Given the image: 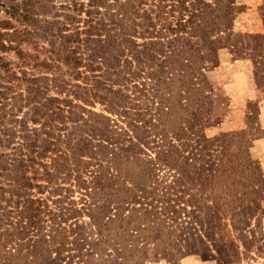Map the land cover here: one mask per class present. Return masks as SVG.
<instances>
[{
    "label": "trees",
    "instance_id": "trees-1",
    "mask_svg": "<svg viewBox=\"0 0 264 264\" xmlns=\"http://www.w3.org/2000/svg\"><path fill=\"white\" fill-rule=\"evenodd\" d=\"M60 3L57 8L56 0H0V12L5 14L0 18V52L16 54L22 71L21 76L15 74L19 88L55 94L44 97L45 113L35 108L18 121L19 137L0 134V264L9 263L11 250L17 252L12 246L26 239L28 243L18 247L32 249L29 254L41 250L49 254L48 249L56 246L61 254L69 230L75 234L86 230L84 225L67 223L84 215L100 245L113 240L105 234L117 220L125 224V235L131 225L143 224L154 202L171 205L170 197H175L178 210H184L179 204L200 209L202 195L195 192L185 200V194L191 191L188 183L203 174L211 177V192L222 195L210 198L215 203L207 207L210 211L228 208L236 215L242 212L247 220L256 212L264 216V198L249 197L264 190V174L248 153L251 144L237 138L241 133L213 139L200 135L210 126L205 124L208 111L203 102L212 98L209 73L220 67L221 50L249 59L258 85L264 86V33L235 31L245 6H238L237 0ZM4 61L0 56V67L10 73L9 62ZM191 92L193 98H185ZM140 100L155 109L132 114L129 110L136 111ZM97 104L112 119L86 109ZM42 118L49 131L29 128L41 124ZM65 121L73 124L72 134L54 133ZM233 140L238 141L237 153L230 152ZM146 150L155 152L156 158ZM119 151L125 152L123 158ZM142 154L145 161L138 158ZM119 159L146 163L143 174L128 180L130 187L127 182L116 187L112 166ZM167 168L176 173L170 184L159 180L158 173ZM163 183L166 187L161 189ZM75 188L82 191L80 202L65 206L64 194ZM49 189V197H39ZM111 191L120 194L114 198ZM223 200L225 207L219 204ZM113 204L121 208L114 217ZM171 212L176 213V207Z\"/></svg>",
    "mask_w": 264,
    "mask_h": 264
},
{
    "label": "rangeland",
    "instance_id": "rangeland-1",
    "mask_svg": "<svg viewBox=\"0 0 264 264\" xmlns=\"http://www.w3.org/2000/svg\"><path fill=\"white\" fill-rule=\"evenodd\" d=\"M56 1L57 8H59L62 0ZM237 2L238 6H245V9L236 20L235 31L252 35L263 34L264 0H237ZM4 16V11L0 12V18ZM44 18L47 19V17ZM48 20L52 19L48 18ZM139 42L142 40L139 39ZM0 56L9 62L11 70L8 73L7 67L4 69L0 67V134L3 136L14 134L19 137L22 128L18 121H21L27 114L31 115L35 108L41 111V115L45 113L42 112V109L45 108L42 105L46 103L44 97L48 95L36 94L33 90H26L25 87H20V89L18 82L15 81V74L21 76L20 72H22L18 68L19 60L16 54L0 52ZM219 59L220 67L209 73V83L214 87L212 98L206 104L203 102L205 111H208L205 114L207 117L205 124H210V126L204 128L203 135H200L206 139H213L226 133H241L242 135L240 134L237 138L244 145L251 144L252 147L248 153L252 160L258 162L264 174V86L258 85L254 75L255 67L249 59H238L229 49L221 50ZM0 64L2 65L1 62ZM26 70L28 74L32 73L30 69ZM20 93L23 94L21 99L18 97ZM49 96L52 97L55 94L51 92ZM184 96L193 98L194 93H185ZM73 101L74 104L79 103ZM183 103H186V100ZM148 104L145 100L137 101L136 111H129L135 114L138 110L143 112L147 108H153L152 105L148 107ZM59 107L68 110L64 105ZM54 108H52L53 111ZM86 109L104 114L112 119V116L104 111L105 107L100 104L94 105V107L86 106ZM66 110L65 115L67 116ZM85 117L88 118L89 114H86ZM90 118L93 122H99L96 117L90 116ZM44 120L42 118V123L39 125L29 124L28 126L47 132L50 128L43 127ZM58 127L60 131L54 132L57 135L72 134L73 124L65 121L64 124L58 123ZM16 141L19 139L16 138L14 142L16 143ZM229 148L231 153H237L238 141L233 140ZM118 153L123 158L125 152L119 151ZM146 153L152 158H156L155 152L146 150ZM138 158L145 161L146 156L142 154ZM116 161L118 165L113 164L112 172L116 177L117 188L126 186V182L130 187L128 180H132L146 171L145 162L133 160L128 164L123 162V159ZM41 162L48 163V161ZM158 174L160 182L166 181L165 184H170L176 178L174 177L176 173L169 171L168 168L162 169ZM242 182L243 184L247 183L243 180ZM165 184L163 183L160 188H165ZM58 185L61 183L59 182ZM188 185L191 191L187 189L185 200L191 199V194L193 196L195 192H198L203 197V201L198 203L200 209L179 204L184 210H178L180 208L174 202L175 197H170L173 200L171 205L154 202L153 208L148 207L150 213L144 216L143 224L131 225L130 232L127 234L126 231L125 235L123 232L125 224L122 225V222L117 220L110 226V232L105 234L114 241L100 245L97 244L100 237L96 234L95 229L90 232V219L84 215L77 221L74 219L67 223V225L71 223H77L79 226L84 225L86 230L84 232L80 230L77 234L69 230L66 234L68 241L62 248L61 254H59L57 246L48 249L49 254L42 250L37 254H29L28 250L32 251V249L18 247L20 244L28 243L26 239L12 246L17 252L11 250L13 256L7 264H48V261H54V264H264V216L260 212H256L252 219L247 220L246 215L242 212L240 215H236L228 208H223L215 214L207 207L215 205L211 201L214 200L213 197L222 195L211 192L214 188V186L210 188L211 177L200 175ZM52 187L54 188V186ZM64 187L68 188L69 184H64ZM50 192L52 190L49 189L39 197H49ZM33 193L35 194L36 191L34 190ZM111 193L114 198L120 194L116 191H111ZM163 194L156 199L161 198ZM64 195H66L63 198L66 201L65 206L70 207L67 204L80 202L82 191L75 188L73 193ZM205 197H208L209 201H205ZM224 197L228 198L226 195ZM249 197L262 199L264 190ZM219 204L226 206L224 200ZM3 205L5 206V204ZM82 206L80 204L76 208ZM174 207H176V213L171 212ZM120 209L119 205L113 204L112 217L121 213ZM128 213L125 211L124 217L128 216ZM5 227H7L6 224L2 226V231ZM44 250H47L46 247Z\"/></svg>",
    "mask_w": 264,
    "mask_h": 264
}]
</instances>
